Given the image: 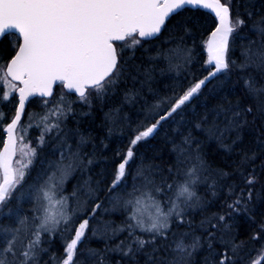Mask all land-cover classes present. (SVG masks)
I'll return each mask as SVG.
<instances>
[{"label":"snow or ice","instance_id":"6c2138e0","mask_svg":"<svg viewBox=\"0 0 264 264\" xmlns=\"http://www.w3.org/2000/svg\"><path fill=\"white\" fill-rule=\"evenodd\" d=\"M0 131V264H264V0H0Z\"/></svg>","mask_w":264,"mask_h":264},{"label":"trees","instance_id":"16d2710c","mask_svg":"<svg viewBox=\"0 0 264 264\" xmlns=\"http://www.w3.org/2000/svg\"><path fill=\"white\" fill-rule=\"evenodd\" d=\"M252 3L256 5L257 9H259L260 0H252ZM159 86L163 88L162 84ZM102 118H103V113L98 110L95 111L92 116L83 118L85 121V127H87L88 121H92L94 123L95 127L93 128V134L96 135L98 138H103V136L107 134L105 129H101L99 127L102 121ZM169 135H171V133H169ZM257 135H259L258 132L249 133L245 137V143H248L249 140H253L254 142V137ZM0 136H3L2 131H0ZM163 137H164V131L160 133L159 137H157L155 140H152L148 145H146L145 149H142V151H146V155L152 156L154 154L153 149H159L160 157L167 159V154H168L170 145L165 144ZM120 138H121L120 132L114 131L111 139L108 141H105V143L108 144L107 148H105L103 145H100L99 139L97 140L98 155H97V164L95 165V170L97 172L102 170L106 162L104 159L105 156L111 157L112 151L118 147ZM204 152L206 154V158L211 164H213V166L224 168L226 171L231 170V168H229V165H231L232 160L236 158L235 154H232V155L227 154L226 150L222 148L215 140H210L204 145ZM157 162L159 163V158L157 159ZM260 164H261V160L257 159V161L252 167L258 170L260 167ZM39 167H40V162L38 159L36 161L35 168L33 169V173H32L33 175H35V171L38 170ZM116 219L118 223L119 222L118 216L116 217ZM92 247L102 248L103 243L101 241L94 240L92 242ZM113 258L115 259L117 257H115L114 255Z\"/></svg>","mask_w":264,"mask_h":264}]
</instances>
